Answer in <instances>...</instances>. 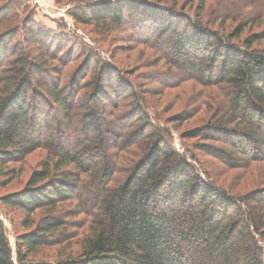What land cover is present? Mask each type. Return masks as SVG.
<instances>
[{"label": "trees", "instance_id": "1", "mask_svg": "<svg viewBox=\"0 0 264 264\" xmlns=\"http://www.w3.org/2000/svg\"><path fill=\"white\" fill-rule=\"evenodd\" d=\"M24 1L0 0V165L45 154L0 195L24 213L14 249L0 217V264H264V186L234 193L194 146L171 140L172 130L206 140L200 150L223 167L264 162V26L243 35L263 15L238 22V0L205 21L203 6L190 13L177 1L76 2L75 20L157 47L166 67L150 78L160 86L193 80L208 92L210 118L180 132L149 111L131 71L77 40L69 48L85 59L63 84L52 62L69 37Z\"/></svg>", "mask_w": 264, "mask_h": 264}, {"label": "rangeland", "instance_id": "2", "mask_svg": "<svg viewBox=\"0 0 264 264\" xmlns=\"http://www.w3.org/2000/svg\"><path fill=\"white\" fill-rule=\"evenodd\" d=\"M48 1L53 6L48 7ZM103 0H25V4L34 10V18L44 26L56 31L57 33H64L69 37L70 42H60L59 46L64 48L59 49L56 53V59L52 62L61 65L63 68L62 80L63 84L66 81V74H72L77 66L81 65L85 59V55H77V52L69 48L74 40L79 43L85 44V48L97 52L101 60L108 63L117 64L121 66L125 72L131 71L130 78H133L138 83V92L149 107L151 113H156L159 118L167 123L173 124L178 131L188 132L193 127L199 126L210 118V113L214 108V100L209 98L206 90L198 92L199 84L193 80H185L181 83L166 84L160 86L154 78H150L152 72H160L165 69L166 62L161 58V52L157 47L141 41H136L122 37L116 28L110 29L108 32L103 33L98 30V25L94 20L81 23L74 19L72 12H74L77 3L81 6L88 5L90 2H98ZM152 2H161V4H174L176 9L182 11H198L200 5L203 6V17L205 21L209 18L216 19L217 11L220 9L229 8V3L232 0H151ZM244 3L243 15L238 18L239 20H246L254 14H262L260 25L246 27L244 34L251 31H260L264 26V0H238ZM77 2V3H76ZM237 6V4H235ZM239 5L236 9L232 10L234 13H240ZM235 8V7H234ZM242 11V7H241ZM21 12V11H20ZM23 15L19 17L22 18ZM237 19V18H236ZM229 22V20L227 21ZM237 22H231L235 25ZM216 25V24H215ZM137 36V35H135ZM134 37V36H133ZM137 38V37H134ZM264 44V40L261 41ZM50 43V42H49ZM56 43V42H55ZM40 45L48 51L55 52L54 45L50 44L45 46L40 42ZM255 45H259L256 43ZM140 60L139 63L138 60ZM94 65V59L89 60ZM114 62V63H113ZM76 72V71H75ZM65 75V76H64ZM170 80V79H167ZM173 80V79H171ZM173 82V81H171ZM216 93V89H215ZM125 98V97H124ZM122 99L125 103L123 109L127 108L126 100ZM123 104V103H122ZM171 140L179 151H184L193 148L198 152V157L204 164V167L210 170V174L215 177L217 183H220L235 193H245L254 188L264 186V162H253L248 167L229 168L223 167L222 162L215 156L204 153L200 150V143L206 140L198 136L184 137L179 140L177 133L172 130ZM211 143V142H210ZM185 150V151H186ZM44 150H35L28 154L23 162L8 163L0 165V195L6 192L15 191L21 188L32 170L36 169L41 159L44 157ZM4 167V168H3ZM10 169H13L10 171ZM5 172H4V171ZM231 192V193H232ZM24 213L20 209L10 207L9 205L0 203V217L5 225L6 233L9 242L14 249V240L16 234L22 231L21 220ZM77 237V236H76ZM77 239V238H75ZM76 244H73L75 247ZM57 246L44 247L42 252L50 255L55 254Z\"/></svg>", "mask_w": 264, "mask_h": 264}, {"label": "built area", "instance_id": "3", "mask_svg": "<svg viewBox=\"0 0 264 264\" xmlns=\"http://www.w3.org/2000/svg\"><path fill=\"white\" fill-rule=\"evenodd\" d=\"M37 2H39L40 0H36ZM48 7H50V6H53V4L50 2V1H48Z\"/></svg>", "mask_w": 264, "mask_h": 264}]
</instances>
